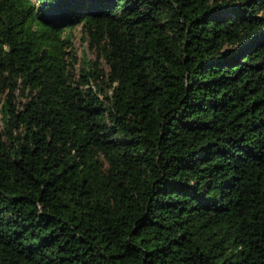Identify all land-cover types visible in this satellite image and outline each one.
Returning a JSON list of instances; mask_svg holds the SVG:
<instances>
[{
    "label": "trees",
    "instance_id": "16d2710c",
    "mask_svg": "<svg viewBox=\"0 0 264 264\" xmlns=\"http://www.w3.org/2000/svg\"><path fill=\"white\" fill-rule=\"evenodd\" d=\"M0 264H264V0H0Z\"/></svg>",
    "mask_w": 264,
    "mask_h": 264
},
{
    "label": "rangeland",
    "instance_id": "374dc122",
    "mask_svg": "<svg viewBox=\"0 0 264 264\" xmlns=\"http://www.w3.org/2000/svg\"><path fill=\"white\" fill-rule=\"evenodd\" d=\"M66 35L64 33V36ZM66 49L71 50L69 55H67L71 62L70 67L78 75L84 56L95 59L97 54V49L92 45L90 37L82 31L81 25L72 29L70 47H66Z\"/></svg>",
    "mask_w": 264,
    "mask_h": 264
}]
</instances>
